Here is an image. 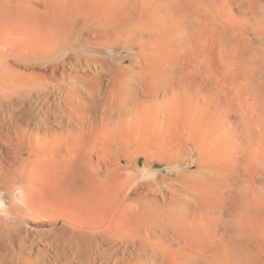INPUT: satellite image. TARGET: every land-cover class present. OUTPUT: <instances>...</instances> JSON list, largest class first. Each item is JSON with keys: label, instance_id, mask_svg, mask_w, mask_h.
<instances>
[{"label": "bare ground", "instance_id": "obj_1", "mask_svg": "<svg viewBox=\"0 0 264 264\" xmlns=\"http://www.w3.org/2000/svg\"><path fill=\"white\" fill-rule=\"evenodd\" d=\"M0 36L11 215L33 219L46 187L74 198L115 173L136 189L128 226L67 230L64 260L0 244V264H264L261 0H0ZM139 158L166 171L139 182ZM30 163L51 179L33 182Z\"/></svg>", "mask_w": 264, "mask_h": 264}, {"label": "rangeland", "instance_id": "obj_2", "mask_svg": "<svg viewBox=\"0 0 264 264\" xmlns=\"http://www.w3.org/2000/svg\"><path fill=\"white\" fill-rule=\"evenodd\" d=\"M261 1L263 2L264 5V0ZM3 37L5 36H0V38H2V40H0V44H1L0 49L4 50L5 51L4 53L8 54L9 52L8 50L10 49L9 46H12L11 41L9 38H7L9 43L8 42L6 43ZM127 54L128 53L125 52L122 53L113 52L110 55V57L117 59L118 57L125 56ZM1 155L3 156H0V170H1L0 178L3 176L2 171L4 170L7 171V167H8V163H6L7 160L6 159L4 160L3 158L4 154L1 153ZM25 157H26L25 155L22 156L19 153L17 155V159L19 161L17 163H14V167L11 166L12 164H10L8 169L11 170L15 168L18 169L20 162ZM28 161L27 164H29ZM30 164L31 165L30 168H28L29 169L28 174L29 177L31 176L30 178L33 180V182H38L39 184V182L43 181V178L48 177L49 179H51L52 176V175L50 176L51 172L46 165L39 164L32 167V163ZM123 165L126 166V164ZM165 171H166L165 166L158 163L151 164L148 168H144V159L143 158L138 159L139 182L146 183V182L154 181L155 176L157 174H163ZM113 175L110 176L111 178L109 176L107 177V179L104 181L103 187H101L102 189L96 186V189L94 191L93 190L88 191L90 193H84V194L74 193V198L71 197L72 194H70L65 190L61 191V189H59L60 191L59 190L51 191V189L46 187L45 192L48 190L47 191L48 193L46 192V194L45 193L42 194L40 192L41 195H39V192L36 191L37 195H39L40 198L36 196L35 200H33L32 202L33 205L32 210L34 212L31 218L33 219H29L28 217L21 218L19 214L16 216L11 215L12 210L10 209V199L6 194L5 190L2 188L3 179L1 178L0 231L3 232L4 230L7 234L4 237H1V241H0L1 246L7 244L8 247L7 253L13 255L14 257L15 255L16 257H21V259L23 260L29 258L32 259V261H35L36 259L41 258L43 256H47V255L53 256L55 253L59 258L64 260L66 257H63V252L60 248L61 247L65 248L64 239H67L69 235V233H66L67 230H69V232L73 230L87 235L92 233L97 234L98 232H101L105 227H107L108 230H113L117 228L121 229L128 226L129 223L127 222L125 216L121 213V206L123 205V203L126 202V198L132 194V191H135L136 189L132 186L129 188L128 184L126 185L125 183H122V181L117 180L118 178L119 179L122 178L119 174L114 173ZM36 178H38V180ZM37 189H39L38 185H37ZM165 189L168 190V188H162L159 190V192L156 191L157 193L153 192V195L155 194L160 195V191L164 193L166 191ZM51 192L56 194L53 195ZM59 193H61V195H58ZM46 195L48 196L49 203L44 199ZM58 196L62 197V199L55 198ZM88 196H90V198ZM65 197L69 198L68 200V202L70 201L69 203H65L63 201ZM55 231H57V233L53 234ZM141 231L142 230L140 229V232ZM141 234H143V232ZM63 235H65L64 237L67 238L62 237ZM55 237H56V241L53 240ZM151 237L154 238V239L151 238V240H156L155 239L156 237H154L153 235ZM11 240H13V242H11ZM29 244H33L31 250L29 248ZM76 245L78 244H75L73 248V251H75L76 254H85L87 258L91 257V253H86L85 252L86 250L80 251L78 248L79 246L77 247ZM65 249H67V247ZM68 256L71 257L73 255L70 252L67 254V257ZM75 264H80V263L75 262Z\"/></svg>", "mask_w": 264, "mask_h": 264}]
</instances>
